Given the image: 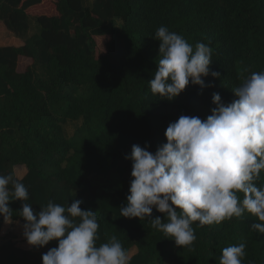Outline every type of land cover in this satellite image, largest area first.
I'll return each mask as SVG.
<instances>
[{
    "label": "trees",
    "instance_id": "obj_1",
    "mask_svg": "<svg viewBox=\"0 0 264 264\" xmlns=\"http://www.w3.org/2000/svg\"><path fill=\"white\" fill-rule=\"evenodd\" d=\"M31 22L38 27L32 35ZM0 23L21 42L0 46V175L21 180L36 211L49 200L65 207L81 200L97 215V245L115 235L128 254L136 250L129 264H219L222 249L241 242L242 264H264V234L251 230L258 221L248 213L218 225L194 222L196 239L182 248L150 219L119 210L133 144L154 153L170 122L206 118L213 93L231 102L245 76L264 71V0H0ZM161 25L193 46L209 44L210 70L220 73L203 78L211 87L189 84L172 101L151 94L159 59L152 36ZM79 120L67 137L64 126ZM256 183L264 186V171ZM9 206L12 221L23 224L21 202ZM3 223L0 217V232ZM56 246L23 250L6 241L0 264H41Z\"/></svg>",
    "mask_w": 264,
    "mask_h": 264
},
{
    "label": "clouds",
    "instance_id": "obj_2",
    "mask_svg": "<svg viewBox=\"0 0 264 264\" xmlns=\"http://www.w3.org/2000/svg\"><path fill=\"white\" fill-rule=\"evenodd\" d=\"M153 77L148 81L153 96L172 101L189 84L201 90L211 87L204 77L218 78L211 71L212 48L193 46L182 35L161 25ZM246 71V70H245ZM243 75V73H241ZM234 99L225 103L213 93L211 114L180 115L164 132L166 142L153 153L133 144L130 182L120 216L150 219L151 226L178 247H190L198 226L220 224L248 213L256 218L251 230L264 234V186L257 181L264 171V71L252 72L232 90ZM242 194V198L241 195ZM20 201L22 235L28 246H57L41 256V264H129V256L113 235L97 245L98 218L83 210L81 200L67 207L49 200L36 211L28 203L29 192L12 174L0 175V217L12 223L10 202ZM153 209L162 216L152 217ZM245 243L222 249L219 264H242Z\"/></svg>",
    "mask_w": 264,
    "mask_h": 264
},
{
    "label": "rangeland",
    "instance_id": "obj_3",
    "mask_svg": "<svg viewBox=\"0 0 264 264\" xmlns=\"http://www.w3.org/2000/svg\"><path fill=\"white\" fill-rule=\"evenodd\" d=\"M117 25H121L120 21H117ZM38 30L37 25L34 22H31V27L29 34L32 35L36 33ZM19 40L16 37H14L10 32H8L3 24H0V45L5 46V45H20L21 42L16 41L14 42L13 40ZM81 124V120L79 121H73V122H68L64 126V134L67 137H71L74 134V131L76 130L77 127ZM15 173L18 177H22L25 174L24 168H16ZM21 223L19 222H12L9 224L3 223V226L1 228L0 232V244H4L6 241H11L14 243L17 247L23 249V250H30V246L27 245L25 239L23 238L22 235V227ZM136 252V250H132L128 256L129 258Z\"/></svg>",
    "mask_w": 264,
    "mask_h": 264
},
{
    "label": "crops",
    "instance_id": "obj_4",
    "mask_svg": "<svg viewBox=\"0 0 264 264\" xmlns=\"http://www.w3.org/2000/svg\"><path fill=\"white\" fill-rule=\"evenodd\" d=\"M0 24H2V23H0ZM13 41L16 42V41H19V40L14 39ZM5 46H7V45H5ZM8 46H11V45H8ZM14 46H19V45H14Z\"/></svg>",
    "mask_w": 264,
    "mask_h": 264
}]
</instances>
